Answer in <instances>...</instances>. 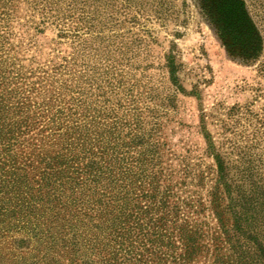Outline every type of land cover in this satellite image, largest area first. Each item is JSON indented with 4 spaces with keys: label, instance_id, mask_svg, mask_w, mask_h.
<instances>
[{
    "label": "rangeland",
    "instance_id": "rangeland-1",
    "mask_svg": "<svg viewBox=\"0 0 264 264\" xmlns=\"http://www.w3.org/2000/svg\"><path fill=\"white\" fill-rule=\"evenodd\" d=\"M227 1L255 59L225 0H0V264H264V0Z\"/></svg>",
    "mask_w": 264,
    "mask_h": 264
},
{
    "label": "trees",
    "instance_id": "trees-1",
    "mask_svg": "<svg viewBox=\"0 0 264 264\" xmlns=\"http://www.w3.org/2000/svg\"><path fill=\"white\" fill-rule=\"evenodd\" d=\"M228 3L226 7L229 17V23L227 25L228 30H236L233 35V40L241 47V52L246 60L255 59L260 50V44L254 41V37L251 32V26H249L248 17L246 18V12L242 10V6H238V1H234L231 5V1L225 0ZM239 12V13H238ZM235 13H238L236 15ZM245 20V22H243ZM234 32V31H233Z\"/></svg>",
    "mask_w": 264,
    "mask_h": 264
}]
</instances>
